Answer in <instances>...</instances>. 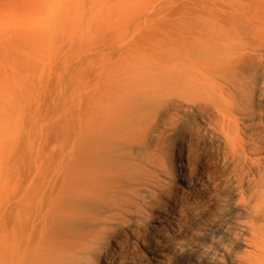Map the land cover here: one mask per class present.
I'll return each instance as SVG.
<instances>
[{
	"label": "bare ground",
	"instance_id": "6f19581e",
	"mask_svg": "<svg viewBox=\"0 0 264 264\" xmlns=\"http://www.w3.org/2000/svg\"><path fill=\"white\" fill-rule=\"evenodd\" d=\"M184 5L129 32L53 154L9 184L0 264H264V0ZM103 7L0 0V43L56 21L89 39Z\"/></svg>",
	"mask_w": 264,
	"mask_h": 264
},
{
	"label": "rangeland",
	"instance_id": "374dc122",
	"mask_svg": "<svg viewBox=\"0 0 264 264\" xmlns=\"http://www.w3.org/2000/svg\"><path fill=\"white\" fill-rule=\"evenodd\" d=\"M184 4L185 0H103L104 28H90L89 39L59 37L66 24L56 21L59 35L54 38L0 43L1 235L9 184L34 167L41 150L53 154L58 137L71 127L67 126L73 120L74 103L84 100L82 82L95 81V67L105 58L115 60L135 28L180 24ZM76 78L80 88L75 87ZM3 114L11 117L5 119Z\"/></svg>",
	"mask_w": 264,
	"mask_h": 264
}]
</instances>
